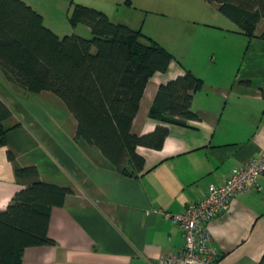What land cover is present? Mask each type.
Here are the masks:
<instances>
[{
  "label": "crops",
  "instance_id": "1",
  "mask_svg": "<svg viewBox=\"0 0 264 264\" xmlns=\"http://www.w3.org/2000/svg\"><path fill=\"white\" fill-rule=\"evenodd\" d=\"M24 1L59 36L67 32L64 21L46 12H66L72 0ZM102 1L78 0L106 13L117 11L124 1L130 5L128 0H116L115 6L110 1V6L101 7ZM188 1L189 12L185 4H177L182 19L178 29L195 32L196 24L213 25L203 17L207 12H191L190 1L203 2ZM45 4L51 8L46 10ZM263 28L251 37L239 81L240 99L252 102L247 107L227 104L233 97L232 85L197 73L203 58L199 51L180 57L189 58L184 67L172 62L166 73L152 76L133 121L134 134L155 130L159 123L150 117V110L157 90L185 70L204 81L192 101L198 118L186 125L169 124L159 150L138 147L145 167L138 172L130 163V176L77 134L76 118L57 95L30 93L0 68V101L13 111L2 123L6 139L0 144V210L9 206L18 190L37 181L19 177L17 171L24 168H36L38 180L71 190L62 206L52 208L48 235L53 242L26 248L20 255L22 264H156L164 256L180 253L182 228L161 212H182L203 199L211 184H224L234 168L264 155V79H258L264 77V39L259 37ZM209 228L219 250L215 264H259L264 256V173L259 188L238 194Z\"/></svg>",
  "mask_w": 264,
  "mask_h": 264
},
{
  "label": "trees",
  "instance_id": "2",
  "mask_svg": "<svg viewBox=\"0 0 264 264\" xmlns=\"http://www.w3.org/2000/svg\"><path fill=\"white\" fill-rule=\"evenodd\" d=\"M205 1L216 4L239 26L246 24L250 36L264 21V0ZM73 4L70 24L88 26L90 37L77 33L61 37L24 0H0V68L30 93L57 95L76 118L77 134L98 147L120 173L132 175L130 163L141 172L146 161L138 147L159 150L169 124L197 119L192 101L204 81L185 70L161 84L150 110L159 124L150 133L134 134L133 121L150 79L157 72L166 73L175 57L141 28L116 23L96 7ZM259 37L264 39V28ZM246 83L251 85L250 80ZM12 115L0 101V144L6 139L2 123ZM17 174L37 181L18 190L9 206L0 210V264H22L20 255L26 248L52 243L48 235L52 208L62 206L71 193L38 180L36 168ZM259 264H264V256Z\"/></svg>",
  "mask_w": 264,
  "mask_h": 264
},
{
  "label": "rangeland",
  "instance_id": "3",
  "mask_svg": "<svg viewBox=\"0 0 264 264\" xmlns=\"http://www.w3.org/2000/svg\"><path fill=\"white\" fill-rule=\"evenodd\" d=\"M85 1L86 3L91 2V0ZM110 1L114 6L117 3L116 0H103L99 3H101V7H105L106 5H111ZM74 2H78V0H72L71 8L66 10V12L46 13L50 17L55 16L66 23L67 32H63L62 36L77 33L90 37V29L86 25L81 24L75 29L70 24L69 14L72 12ZM200 2L204 4L197 5L190 1L191 12H207V16L203 17H207L208 21L206 23H212L213 25L205 26L201 24L199 26L200 23L196 24V30L198 31L195 32H186L178 29V27L182 26V19L179 17L180 10L177 4H185L184 10L189 12L190 4L188 0H147V2L131 0L130 3L127 2L131 6L126 5L124 1L121 5H118L117 11L112 10L107 13L112 21L116 23L121 20L123 21H120L121 23H130L128 25L134 29L141 28L144 34L152 37L156 42L171 51L175 57L174 62H177L182 67H184L183 64L185 62L189 64V58H184L183 60L180 57L183 58L186 53H192L193 51L201 52L203 58L198 64V71L200 72L197 73H202L206 77L219 78L222 83H226L229 86L232 85L233 97L230 101L227 100V104L233 105V107H247L245 105L252 104V102L240 99L238 90H241V85H239V81L243 79L241 72L247 65L245 63L248 62L247 55L249 56L250 53L249 45L252 36H250L249 27L246 24L239 26L222 13L216 4L202 0ZM57 3V1L53 3V11L56 9ZM187 4L189 6H186ZM44 7L46 10L51 8L49 4H45ZM263 25L264 21L253 32L257 33ZM246 57L247 60L244 62ZM258 79H264V77ZM225 102L226 100L224 99L223 103Z\"/></svg>",
  "mask_w": 264,
  "mask_h": 264
},
{
  "label": "built area",
  "instance_id": "4",
  "mask_svg": "<svg viewBox=\"0 0 264 264\" xmlns=\"http://www.w3.org/2000/svg\"><path fill=\"white\" fill-rule=\"evenodd\" d=\"M263 173L264 155L234 168L224 184H211L203 199L188 204L182 212H161L181 226L184 249L160 258L156 264H215L219 250L212 243L210 222L228 211L238 194L258 189Z\"/></svg>",
  "mask_w": 264,
  "mask_h": 264
}]
</instances>
